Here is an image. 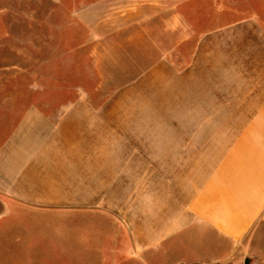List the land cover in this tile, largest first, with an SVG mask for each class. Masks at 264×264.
Segmentation results:
<instances>
[{
	"label": "crops",
	"instance_id": "0c3cea01",
	"mask_svg": "<svg viewBox=\"0 0 264 264\" xmlns=\"http://www.w3.org/2000/svg\"><path fill=\"white\" fill-rule=\"evenodd\" d=\"M85 9L42 83L0 79V229L59 218L64 255L102 264H264V0Z\"/></svg>",
	"mask_w": 264,
	"mask_h": 264
},
{
	"label": "rangeland",
	"instance_id": "374dc122",
	"mask_svg": "<svg viewBox=\"0 0 264 264\" xmlns=\"http://www.w3.org/2000/svg\"><path fill=\"white\" fill-rule=\"evenodd\" d=\"M92 1L0 0V79L4 75L6 83L24 85L35 74L42 83L44 60L60 59L73 41L75 44V30L84 26L82 15ZM231 14L214 16L212 25L232 19ZM153 115L171 120L168 113L149 114ZM20 217L14 226L0 229V264H96L93 261L97 259L102 264V257L64 255L63 248H70L72 242L62 237L66 226L59 218L46 220L38 214ZM68 229L70 232L72 225ZM176 257L167 252L164 264H174ZM118 259L128 261L125 264H141L136 257Z\"/></svg>",
	"mask_w": 264,
	"mask_h": 264
}]
</instances>
